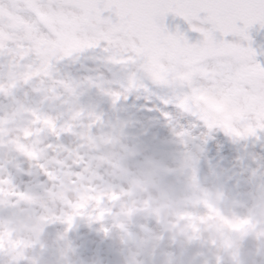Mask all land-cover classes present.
Returning <instances> with one entry per match:
<instances>
[{
  "label": "flooded vegetation",
  "instance_id": "1",
  "mask_svg": "<svg viewBox=\"0 0 264 264\" xmlns=\"http://www.w3.org/2000/svg\"><path fill=\"white\" fill-rule=\"evenodd\" d=\"M250 38L241 45L264 63V36ZM58 47L67 53L79 41L65 33ZM98 63L81 54L61 72L102 71ZM257 87L248 97L257 125L241 128L233 120L243 109L230 96L198 94L216 117L208 127L240 138L262 126L264 83ZM141 94L154 108L136 114L128 98L134 129L88 102L44 111L0 100V264H264V147L220 138L201 152L173 133L155 96Z\"/></svg>",
  "mask_w": 264,
  "mask_h": 264
},
{
  "label": "snow or ice",
  "instance_id": "2",
  "mask_svg": "<svg viewBox=\"0 0 264 264\" xmlns=\"http://www.w3.org/2000/svg\"><path fill=\"white\" fill-rule=\"evenodd\" d=\"M253 24L264 28V0H0V85L8 89L0 100L44 111L65 99L88 102L130 118L134 129L128 98L143 90L156 97L174 134L187 130L178 137L186 145L199 144L203 152V145L223 138L264 147V119L254 132L237 138L222 126L208 127L196 101L200 93L228 95L243 109L234 127L257 125L248 97L264 83V63L239 40L251 39ZM65 33L79 41L67 53L58 47ZM39 47L48 51L42 55ZM81 54L99 61L95 68L102 71L61 72ZM26 72L33 73L27 80ZM49 89L58 95L52 98Z\"/></svg>",
  "mask_w": 264,
  "mask_h": 264
},
{
  "label": "rangeland",
  "instance_id": "3",
  "mask_svg": "<svg viewBox=\"0 0 264 264\" xmlns=\"http://www.w3.org/2000/svg\"><path fill=\"white\" fill-rule=\"evenodd\" d=\"M144 98H145V96H143L141 93H139L138 95L132 96L133 102H134L135 107H136L134 113L144 116V113L148 112L149 108H154V105L152 103H150L149 101L145 100ZM141 108L143 109L144 113L140 111ZM177 133H179L181 135V138H182L187 134V130L181 129V131H179ZM181 141L183 143H185V141L183 139H181ZM188 145H191V144H188Z\"/></svg>",
  "mask_w": 264,
  "mask_h": 264
},
{
  "label": "water",
  "instance_id": "4",
  "mask_svg": "<svg viewBox=\"0 0 264 264\" xmlns=\"http://www.w3.org/2000/svg\"><path fill=\"white\" fill-rule=\"evenodd\" d=\"M254 26H257L256 24H253L250 28H253ZM261 32H263V31H260V30H258L257 32H252V29H248V35H255V34H259V33H261ZM143 91V90H142ZM184 104H185V106H186V102H184ZM205 107V106H204ZM206 108V107H205ZM202 119H204L205 120V118L202 116L201 117Z\"/></svg>",
  "mask_w": 264,
  "mask_h": 264
}]
</instances>
